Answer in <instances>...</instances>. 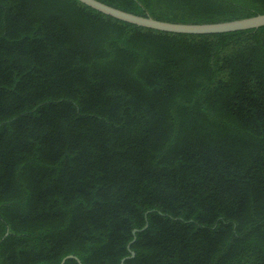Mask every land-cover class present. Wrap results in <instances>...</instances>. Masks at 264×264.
<instances>
[{
	"label": "trees",
	"instance_id": "obj_1",
	"mask_svg": "<svg viewBox=\"0 0 264 264\" xmlns=\"http://www.w3.org/2000/svg\"><path fill=\"white\" fill-rule=\"evenodd\" d=\"M101 1L179 23L264 13ZM69 254L264 264V25L172 32L80 0H0V264Z\"/></svg>",
	"mask_w": 264,
	"mask_h": 264
},
{
	"label": "water",
	"instance_id": "obj_2",
	"mask_svg": "<svg viewBox=\"0 0 264 264\" xmlns=\"http://www.w3.org/2000/svg\"><path fill=\"white\" fill-rule=\"evenodd\" d=\"M85 4L116 18L159 30L172 31V32H184V33H215L233 31L247 28H254L264 25V13L255 16H250L241 19L212 22V23H179L170 22L165 20L156 19L150 16H143L133 12L123 10L121 8L107 4L101 0H80ZM147 224L145 225V227ZM137 229H134V234ZM135 252L131 250V256H134ZM70 257H75L73 254L65 256L60 264H64L65 260ZM125 258L122 260L124 264ZM80 262V260H79Z\"/></svg>",
	"mask_w": 264,
	"mask_h": 264
}]
</instances>
